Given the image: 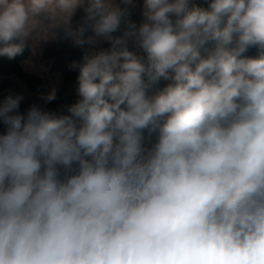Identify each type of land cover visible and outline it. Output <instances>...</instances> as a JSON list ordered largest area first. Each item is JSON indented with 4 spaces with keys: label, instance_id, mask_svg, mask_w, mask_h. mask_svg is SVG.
<instances>
[{
    "label": "clouds",
    "instance_id": "1",
    "mask_svg": "<svg viewBox=\"0 0 264 264\" xmlns=\"http://www.w3.org/2000/svg\"><path fill=\"white\" fill-rule=\"evenodd\" d=\"M205 2L0 0V57L88 46L66 114L0 101V264H264V0Z\"/></svg>",
    "mask_w": 264,
    "mask_h": 264
},
{
    "label": "trees",
    "instance_id": "2",
    "mask_svg": "<svg viewBox=\"0 0 264 264\" xmlns=\"http://www.w3.org/2000/svg\"><path fill=\"white\" fill-rule=\"evenodd\" d=\"M194 3L206 6L205 0H193ZM119 4L120 0H114ZM88 0L83 3L87 6ZM123 7L124 5L121 4ZM129 16L126 20H131L137 25L141 23L140 16L135 8L129 6ZM83 7L79 8L73 18L74 25L77 24L83 16ZM126 28V21H122L120 29L113 35H122ZM91 28L86 30L85 35H91ZM103 47H109L107 43ZM85 51L83 48L76 46L70 37L66 38L65 32H58L49 43L41 48L40 59L44 66L48 67L51 74L59 76V85L56 89V98L50 102L43 99L47 95V85L38 75L25 71L22 68V62L30 55V49L27 46L22 55L15 59L9 60L7 57H0V101L11 95L21 96L19 112L26 113L33 106L40 108L41 111L61 114L67 107L74 103L77 96L78 87V70H70L68 65L72 61L83 62ZM255 55V49L248 53ZM165 81H160L156 87H163ZM7 126L0 122V134H3ZM146 142L155 141L156 133L145 130Z\"/></svg>",
    "mask_w": 264,
    "mask_h": 264
},
{
    "label": "rangeland",
    "instance_id": "3",
    "mask_svg": "<svg viewBox=\"0 0 264 264\" xmlns=\"http://www.w3.org/2000/svg\"><path fill=\"white\" fill-rule=\"evenodd\" d=\"M85 0H83V3ZM135 9L137 10L141 22L143 20L142 11H143V0H134ZM58 32H64L62 28L54 29L50 33H45L42 29L38 28L32 40L29 41L28 47L30 49L29 57L22 62V68L25 71L34 73L40 76L47 85V94L52 90L57 89L59 85V76L53 75L49 72L48 67L44 66L40 59L41 48L49 43L57 35ZM130 49L136 50L134 46L130 43ZM88 48L87 45L84 46L83 50L85 51ZM65 111H61L64 113Z\"/></svg>",
    "mask_w": 264,
    "mask_h": 264
}]
</instances>
